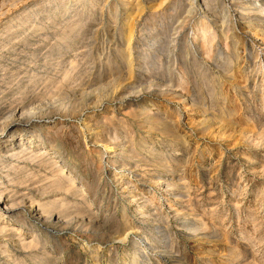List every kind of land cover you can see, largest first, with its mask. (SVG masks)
Returning <instances> with one entry per match:
<instances>
[{
	"label": "rangeland",
	"instance_id": "374dc122",
	"mask_svg": "<svg viewBox=\"0 0 264 264\" xmlns=\"http://www.w3.org/2000/svg\"><path fill=\"white\" fill-rule=\"evenodd\" d=\"M14 1L0 0V140L8 124L17 139L43 135L77 188L57 190L69 184L44 180L45 167L0 170L11 180L0 193L21 211L0 205V264H264V5L209 0L205 46L191 0H132L131 29L123 0ZM27 15L35 31L29 21L6 46L3 31ZM142 109L168 124H146Z\"/></svg>",
	"mask_w": 264,
	"mask_h": 264
},
{
	"label": "bare ground",
	"instance_id": "6f19581e",
	"mask_svg": "<svg viewBox=\"0 0 264 264\" xmlns=\"http://www.w3.org/2000/svg\"><path fill=\"white\" fill-rule=\"evenodd\" d=\"M6 1V0H5ZM16 1V0H15ZM14 1V2H15ZM22 1V0H20ZM27 1V0H26ZM65 1L67 0H59V4L62 5V3H64ZM116 1V0H115ZM192 3L191 4H194L195 6V9L198 13V21H197V35L195 36V38L193 39L195 41V43H197V41L200 39V38H206V42L204 43L205 46H208V44L211 43V40L213 39H209V35H207L209 32H210V28H211V17L213 18L214 15L211 13V8H210V3H209V0H191ZM199 1V2H197ZM240 1V0H239ZM242 1V0H241ZM259 3L260 6H263L264 5V0H258L256 1ZM22 3V2H21ZM29 3V2H28ZM86 3V2H85ZM161 3V2H160ZM198 3V4H197ZM84 4V3H83ZM123 4L125 5V11L126 13L128 14L129 13V16L126 17V20L127 23L126 25H128V27L131 29V24L137 19L139 18V4L137 5H134L133 1L132 0H123ZM144 4V3H142ZM253 4V2L251 0H245V7L243 9L245 10H248L249 7ZM68 5V4H67ZM72 5V4H71ZM92 5V4H91ZM256 5V4H254ZM80 6V5H79ZM105 6V5H104ZM118 6V5H117ZM238 7V6H237ZM64 8V7H63ZM264 8V7H263ZM194 9V10H195ZM79 10V9H78ZM8 11V10H7ZM28 13L29 12H35V7L33 8H30L29 10L27 9ZM37 11V10H36ZM26 11H24L25 13ZM47 12V11H46ZM86 12V11H85ZM227 12V11H226ZM264 12V9L263 11ZM22 14V13H21ZM20 14V15H21ZM32 14V13H31ZM86 14V13H85ZM84 14V15H85ZM246 14V13H245ZM19 15V16H20ZM80 15V14H79ZM19 16H16L15 18H18ZM31 16L27 15V17L25 18V21H23L21 24H20V28L19 29H16V30H11L9 28H6L4 31H3V36H1V40L4 42V44L6 46L10 45V47H13L14 44L13 42H11V40H9L8 38L11 36V35H16L15 37L18 38L20 35H21V32L22 30L24 29V27H26L25 25L28 24V22L30 21L32 23V26L30 27L32 29V31H35V23L33 22V18H30ZM119 17V15H118ZM13 17V19H10V20H7V22L5 23L6 24H9V22L13 21L15 19ZM225 18V17H224ZM73 19V18H72ZM197 19V18H196ZM34 20H35V17H34ZM119 20V19H118ZM125 20V19H124ZM192 20V19H191ZM246 21V20H245ZM118 22V21H117ZM220 22V21H219ZM226 22V21H225ZM244 23V22H242ZM247 23V29L250 30V32H254V36L255 37H258V33L255 30V27L253 26V23L252 22H246ZM41 24V23H40ZM45 24V23H44ZM43 24V25H44ZM115 24V23H114ZM135 24V23H134ZM1 26V25H0ZM41 26V25H40ZM28 27V26H27ZM85 27V26H84ZM45 28V27H44ZM215 28V27H214ZM221 28H222V31H225L226 28H228L225 24H222L221 25ZM26 29V28H25ZM112 29V28H111ZM216 29V28H215ZM24 31V30H23ZM131 31V30H130ZM245 31V30H244ZM260 31V30H259ZM230 32V31H229ZM51 33V32H50ZM229 34V33H228ZM230 35V34H229ZM129 36H131V32H129ZM248 37V35H245ZM113 37V36H111ZM72 38V37H71ZM127 39V38H126ZM109 40V39H108ZM130 40V39H128ZM133 40V39H132ZM40 41V40H39ZM238 42V41H237ZM2 43V42H1ZM154 43V42H152ZM177 43V42H176ZM189 43V42H188ZM192 44V43H190ZM193 45V44H192ZM18 46V45H17ZM154 46V45H153ZM189 46V45H188ZM187 46V47H188ZM205 46L202 47V49H204L205 51ZM20 47V46H19ZM22 47V46H21ZM27 47V46H26ZM127 47V46H126ZM151 47V46H150ZM235 48V47H234ZM30 50V49H29ZM154 50V49H153ZM156 50V49H155ZM264 50V49H263ZM73 51V50H72ZM196 51V50H195ZM66 52V51H65ZM149 52V51H148ZM3 53H5L3 51ZM56 53V52H55ZM190 53V52H189ZM251 53V52H250ZM55 55V54H54ZM197 55V54H196ZM194 56V55H193ZM4 57V56H3ZM48 57V56H47ZM84 57V56H83ZM21 58V57H20ZM57 58V57H56ZM176 58V57H175ZM186 58V57H185ZM8 59V58H7ZM189 61V60H188ZM14 62V61H13ZM18 62V61H17ZM107 62V61H106ZM118 63V62H117ZM163 63V62H162ZM7 64V63H6ZM131 64V61L129 60V65ZM223 64V63H222ZM241 65V64H240ZM256 65V64H255ZM71 67V65H70ZM73 68V67H71ZM234 68V67H233ZM238 68V67H237ZM263 68V67H262ZM34 69V68H33ZM38 69V68H37ZM103 69V68H102ZM199 69V68H198ZM263 71V70H262ZM261 71V72H262ZM259 72V71H258ZM87 73V72H86ZM255 73V72H254ZM257 73V72H256ZM42 74V73H41ZM159 74V73H158ZM259 74V73H258ZM87 75V74H86ZM92 75V74H91ZM101 75V74H100ZM110 75V74H109ZM215 75V74H214ZM4 76V75H3ZM160 76V75H159ZM216 76V75H215ZM254 76V75H253ZM256 76V74H255ZM112 77V76H111ZM155 77V76H154ZM183 78V77H182ZM25 79V78H24ZM152 79V78H151ZM264 79V78H263ZM137 80V79H136ZM154 80V79H153ZM27 81V80H26ZM67 81V80H65ZM103 82V80H101ZM28 82V81H27ZM31 82V81H30ZM68 82V81H67ZM72 82V81H71ZM70 83V82H69ZM73 83H76V82H73ZM101 83V82H100ZM57 86L58 83H56ZM94 84V83H93ZM99 84V83H98ZM97 85V84H95ZM59 88V87H58ZM92 88V87H91ZM173 88V87H172ZM60 89V88H59ZM84 91V90H83ZM263 95V94H262ZM141 97V96H140ZM261 98V97H260ZM263 98V97H262ZM40 99V98H39ZM135 99V98H134ZM22 100H20L19 102H21ZM18 105V104H17ZM29 105V104H28ZM152 106V105H151ZM51 107V106H50ZM145 107V106H144ZM149 107V106H148ZM41 108V107H39ZM152 108V107H151ZM150 108V109H151ZM167 108H170V107H167ZM10 110V109H9ZM34 110V109H33ZM165 110V109H164ZM6 111V110H5ZM39 111V110H38ZM13 112V110H12ZM30 112V111H29ZM160 112V110H159ZM36 113V112H35ZM249 113V112H248ZM16 114V113H15ZM25 114V112H21L20 113V117L16 118L18 119V126L20 128H22L23 130H27L31 123H32V120L34 119L33 117V114H28L26 116H23ZM162 114V113H161ZM166 114V113H165ZM223 114V113H222ZM225 114V113H224ZM108 115V114H107ZM160 115V114H159ZM229 115V114H228ZM17 116V115H16ZM139 116L141 118L144 119L145 123L148 124V123H160L161 125H165V124H168L164 118H161L160 116H157V113H152V112H148L146 109H142L140 112H139ZM214 118V117H213ZM42 119V118H41ZM14 121V120H13ZM12 122V121H10ZM260 124V123H258ZM3 125V124H2ZM246 126V125H245ZM14 127L15 125H12V124H8L6 125V127H4V131L6 130H10L12 132V134H10V137L6 140V141H1L0 140V170H3L7 167H9V171L11 170H26V168L28 166H31V168H36V167H45L47 168L49 171L47 172V174L45 175V178L44 180H47L49 183H53L55 185H60V187L63 185H66V184H69L68 187H65L64 189H61L58 187L57 190L59 191H66V192H75V188H77V185L76 183L73 181V178L75 176V173L74 171L67 167L65 165V158L63 156V154L61 153H58L57 151V148H56V144L53 142H50L49 140H47V138H45L43 135L41 136V134H38L36 135V133L31 130L28 134V138L26 140H23V134L22 133H19L18 138L15 137V134H17V132L14 130ZM40 127V126H39ZM250 127V126H249ZM2 128V127H1ZM29 131V130H27ZM22 132V131H21ZM251 133V132H250ZM35 135V139H34V136ZM245 136V135H244ZM8 137V136H7ZM16 138V139H14ZM183 138V137H182ZM141 140V139H140ZM26 141V142H25ZM27 141L30 142L28 144H34L35 147H39L37 150L35 149H32L34 146H28L27 145ZM185 141V140H184ZM262 141V140H261ZM17 142L20 144V147H15ZM86 142V141H85ZM94 142V141H93ZM148 142V141H147ZM214 142V141H213ZM127 143H130L132 145V153L138 157V155H136V152H135V147H134V143L133 140H127ZM181 143V142H180ZM98 144V143H97ZM96 145V144H95ZM101 145V144H100ZM139 145V144H138ZM150 145V144H149ZM12 147L11 149L9 150H6L5 148L6 147ZM153 146V145H152ZM95 147V146H94ZM96 148V147H95ZM140 148V147H139ZM146 148V147H145ZM91 149V148H90ZM104 149L105 150H110V146L107 145V144H104ZM151 150V149H150ZM173 150V149H172ZM62 151V150H61ZM149 151V149H148ZM185 152V150H184ZM113 153V152H112ZM131 153V152H129ZM187 153V152H186ZM2 154V155H1ZM98 155L100 156V159L102 160L103 157H101V155L98 153ZM143 155V154H142ZM12 158H16V160H18L17 162H19L20 160H22V162L24 163V166L23 167H20L21 164H16V165H13V160H11ZM111 160L109 162H111L112 164L114 165H119V167H127L130 165V163L127 161H123L122 159H116L117 158V155H112L111 157ZM152 158V157H151ZM60 159V160H59ZM153 159V158H152ZM69 160V159H68ZM160 160V159H159ZM163 161V160H162ZM165 161V160H164ZM16 162V161H15ZM25 162H33V164L31 165H27ZM36 163H38L36 165ZM35 164V165H34ZM101 164L102 162H100V166H99V169H101ZM132 164V163H131ZM35 166V167H34ZM107 167V166H106ZM161 167V166H160ZM30 168V169H31ZM67 168V172H69L71 175L70 176H66L67 172H66V169ZM110 168V167H109ZM122 169V168H121ZM65 170V171H64ZM106 170V169H105ZM120 170V169H119ZM130 171V170H129ZM111 172V171H110ZM119 172V171H118ZM121 172V171H120ZM12 173V172H11ZM132 173V172H131ZM105 174V173H104ZM122 174V173H121ZM124 174V173H123ZM129 174V173H128ZM9 175L8 173H1L0 172V179L2 180H5L7 179L8 182H11L10 178H9ZM69 175V174H68ZM77 175V174H76ZM130 175V174H129ZM103 176V175H102ZM128 176V175H127ZM158 176V175H157ZM159 177V176H158ZM157 177V178H158ZM162 178V177H161ZM119 179V178H118ZM15 181V180H14ZM2 182V181H1ZM125 182V181H124ZM127 182V181H126ZM36 183V182H34ZM2 184V183H1ZM21 184V183H20ZM146 185V184H145ZM167 185V184H166ZM80 187V186H79ZM108 187V186H107ZM83 188V187H81ZM163 188V187H162ZM19 190V189H18ZM27 190V189H25ZM40 191V188H38L36 190V192H39ZM83 190V189H80V191ZM99 191V190H98ZM0 192H4V191H1ZM32 192V191H31ZM43 192H51V190H44ZM84 192V191H83ZM86 194V193H85ZM32 195V193H31ZM81 195V194H80ZM5 196V195H4ZM24 197V196H23ZM55 197V196H54ZM49 198V197H48ZM85 198V197H84ZM39 199V198H38ZM50 199V198H49ZM60 200V199H59ZM86 200V199H85ZM8 201V202H6ZM34 201L36 202V200L32 199V203H34ZM62 202V200H61ZM42 203V202H41ZM45 204V203H44ZM0 205H4V210H6L11 216H14L15 213H21V211H18V212H11V210H13L12 208V205H9V200H5V198L3 197V194L0 193ZM27 205V204H26ZM41 205V204H40ZM20 207V206H19ZM18 207V208H19ZM38 207V206H37ZM20 209V208H19ZM1 210V208H0ZM48 211V210H47ZM23 212H26V211H23ZM52 212H46V211H43L41 209H36L35 208V218L36 219H40L42 217V215H44L48 220H51V218L53 217ZM71 213V212H70ZM24 214V213H23ZM26 214V213H25ZM96 214V213H95ZM62 214L61 213H58V217H62L61 216ZM73 215V214H72ZM2 216V213H0V217ZM55 216V215H54ZM68 216V214H67ZM77 215H75L76 217ZM94 216H98V213ZM44 217V218H45ZM79 218V217H78ZM56 219V218H55ZM58 219V218H57ZM64 219V218H63ZM83 219V218H82ZM5 220V219H4ZM9 220V219H8ZM12 220V219H11ZM3 223V221H1ZM15 222V221H14ZM54 222V221H53ZM61 222V221H60ZM7 223V221H6ZM29 224V223H28ZM27 224V225H28ZM6 225V224H5ZM17 225V224H16ZM3 226V225H2ZM10 226V225H9ZM22 226V225H21ZM188 226V225H187ZM14 227V226H13ZM41 227V226H40ZM45 228V227H43ZM47 229V228H46ZM2 231H4L5 229H2ZM40 230V229H39ZM130 230V229H128ZM46 231V230H45ZM32 232H34L32 230ZM37 232V231H36ZM1 238V237H0ZM37 244V243H36ZM8 245V244H7Z\"/></svg>",
	"mask_w": 264,
	"mask_h": 264
}]
</instances>
